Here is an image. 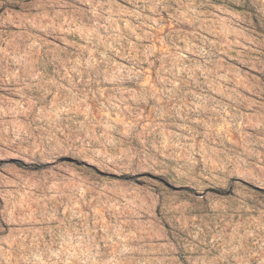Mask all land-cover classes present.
Instances as JSON below:
<instances>
[{
    "label": "rangeland",
    "instance_id": "1",
    "mask_svg": "<svg viewBox=\"0 0 264 264\" xmlns=\"http://www.w3.org/2000/svg\"><path fill=\"white\" fill-rule=\"evenodd\" d=\"M0 264H264V0H0Z\"/></svg>",
    "mask_w": 264,
    "mask_h": 264
}]
</instances>
